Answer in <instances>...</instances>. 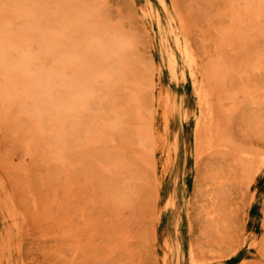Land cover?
I'll return each mask as SVG.
<instances>
[{"label":"rangeland","instance_id":"obj_1","mask_svg":"<svg viewBox=\"0 0 264 264\" xmlns=\"http://www.w3.org/2000/svg\"><path fill=\"white\" fill-rule=\"evenodd\" d=\"M29 1L0 0L3 24L27 25L31 18L16 12ZM54 1L33 2L34 12L48 14L50 27L61 29L59 23L67 21L73 26L68 38L82 36V48L104 30L120 31L130 47L114 74L122 77L120 90H106L100 78L96 94L107 108L84 113L97 114L100 133L79 131L61 150L64 157L46 143L50 129L40 132L13 100L9 114L0 112V177L21 214L6 251L2 236L10 229L0 210V264L4 257L12 264H176L170 252L175 244L179 264H190L191 245L197 264H264V165L257 172L254 158L264 152V17L246 16L244 0H167L199 57L200 75L208 76L218 125H212V142L204 132L195 135L191 82L169 74L148 4L162 12L159 0ZM80 14L88 24L76 32ZM88 54L101 63L100 71L108 69L99 51ZM39 55L45 66L53 65L47 54ZM113 118L119 127L108 125ZM85 134L101 137L89 146ZM170 199L174 204L167 206ZM209 210L215 212L205 214Z\"/></svg>","mask_w":264,"mask_h":264},{"label":"bare ground","instance_id":"obj_2","mask_svg":"<svg viewBox=\"0 0 264 264\" xmlns=\"http://www.w3.org/2000/svg\"><path fill=\"white\" fill-rule=\"evenodd\" d=\"M46 1L47 0H30L29 2L23 5L20 4L21 6L18 8V11L17 12L15 11L16 14L20 16L25 15L31 18V20L28 21L27 25L21 28H17V27L12 28L10 26L8 27L5 24H3L2 20L0 19V22H2L0 23V77L3 76L4 78V79L2 78L3 80H0V104H1V101L3 100L2 102L4 103V106H6L4 109L2 108L3 111L0 110V112H4L6 110V113L8 112L7 114H9L10 113L9 110L11 109L8 110V107L11 106L13 103H11V105L8 103L13 100V102L15 103L14 105H17V109L29 114V116L32 118L34 126L37 129H39L40 132H44L46 128L50 129L51 132L49 135H47L48 140L47 141L45 140V141L47 144L52 145L50 146L51 148L55 147V149L57 150L56 152H58L57 155L60 158V156H62L63 148L66 147L67 143L74 141V139L78 137L79 131L86 132L87 130H90L92 132L96 130L97 133H100L97 131V127L99 126L97 122V118H98L97 114L92 115L93 113H91L90 115H88L87 113L86 115L84 113L85 111L90 113L91 110L89 111L88 109H93V111L94 110L98 111V109H104L106 107L107 100H103L101 101L102 103H100L99 96H97L96 94V90H98L101 87V85L98 89L96 87L97 84H99V83L96 84V82L100 78H102V80L104 81L105 84H103L102 86H104L106 90H109L111 88H113V90H116V91L120 90L119 86L121 84L119 83H120V80H122L121 79L122 77L120 74H119L120 76L119 75L114 76V74L116 75L118 74V70L120 69L119 64L125 61L124 60L125 53H126L125 51H126V48L130 47L129 45L127 46V44H130V43L128 42V40H126V36L122 35L123 33H120V31L114 32V31L108 30L106 32L103 29L104 33L103 35H101V34H98V32L93 33L94 31L93 30L92 31L93 34H91L92 36L90 40L91 43L87 42L88 50L84 47L82 48V45H83L82 36L79 37V36H75V34H72L70 39L68 38L69 36L68 29L71 25L69 26L68 23H65L67 21L63 20L62 22L63 25L59 23V25L61 26V29H59L60 27H58L57 24L56 26L53 25L55 21L52 19L54 23L52 22L53 24L51 25L53 26L50 27L49 25H47L49 24L48 22L50 21L48 14L45 15L42 12L39 14H36L35 13L36 11L34 12L36 6L34 5L33 2L37 4L38 2L39 3L42 2V4L40 5L44 6L45 3L46 5L48 4ZM235 1H239V0H235ZM43 2H45L44 5H43ZM60 2L62 3V1ZM244 3H246L245 5L246 6L245 13L247 14V15L245 14L246 16L249 15V18L251 17L255 20L257 18H258L257 20H259L260 19L259 17L261 18L262 16L264 17V0L262 1L261 0H244ZM148 4H149V8H151L150 9L151 19L156 22L158 26L157 28H159L161 32L160 39L162 41V44L166 48V52L164 53L165 54L167 53L166 63H167L168 69L170 70L169 74L171 73L172 77L174 78H178L183 81H186L188 79L191 82L193 93L197 99V102H196L197 119L195 123L196 129L194 131L195 135L199 133L200 131L204 132L205 135H207L206 136L207 138L208 137L212 138L210 141L213 142L214 131H213L212 125L215 124L214 121L217 119L214 120V116H215L214 108H216V106H214L215 104L212 105L213 101L211 102V91L208 88V85L210 84H207L208 76H207V79L205 78L204 80L203 76H201L203 73H201L200 75L199 73L200 65L198 61L199 57L197 56L196 51L194 50L192 44L189 41L188 34L185 32L186 30L180 26L181 24L179 22L181 20L180 18H178L179 16L176 17V15L173 13L172 8L169 6L167 0H159V4L162 6L163 8L162 12L164 14L160 10H156L154 6L152 5V3H148ZM14 5H15L14 8H16L17 7L16 2ZM63 5L62 7H64L65 10H67L66 4H65L66 7ZM62 7L59 9H62ZM56 8L57 7H55V9ZM43 9H45V7ZM59 11L61 12L62 10H59ZM63 12H66V11H63ZM63 14L64 13H62V15ZM84 14L82 15L80 14L81 16L77 18L78 20L76 19V21H78L75 24V28H78V31H76L75 29L76 32H79L82 29L83 31L86 30L83 27H84V24L87 25L88 23H87V19ZM164 15L166 17L165 21L163 20ZM237 19L238 18H234V22H233L234 26L237 25L235 22L239 21ZM42 23H46V24H42ZM72 27L73 26H71L70 28ZM237 27L239 26L237 25L236 28ZM41 28L43 29V32L46 28H48L49 31L50 29H53L51 30V32H54V31L57 32V30H54V29H59L61 30V32L56 36H55L56 34L55 33L53 36V34L52 35L50 34L51 32L47 33L45 31L44 33H40ZM90 47H93L95 51L91 52V50L89 49ZM75 51L77 52L76 55H78L77 58L72 57V54H75ZM85 51L86 52L88 51V53H91L93 55L95 54L96 51H99L100 55L102 56V57L100 56L101 59L104 58L103 60L107 61L106 66L108 67V69L106 71H100L101 63L100 64L97 63L95 59H93L94 61L93 60L90 61V58H88V55L90 54L85 53ZM39 52H42V54L43 53L47 54L50 57V59L53 61L52 63L53 65H51L50 67L45 66L43 61H41L42 57L41 55H39ZM106 61H103L102 65H104V62ZM81 62L83 63V65H80ZM61 65H64V66L61 67ZM256 67L257 65L255 66L254 64V68ZM120 72L121 71L119 70V73ZM210 88L212 87L210 86ZM109 93L111 94V92ZM248 95H250V93ZM108 96L109 95L107 94V97ZM253 98H255V96H253L252 99ZM3 103L1 107L3 106ZM91 104L94 106L96 104V106L95 107L93 106L94 108H92L91 106L90 108L89 106ZM7 114H4V116H6ZM83 118L84 119L86 118L87 120H84L83 122ZM256 118L257 116H254L253 120L256 121ZM116 119L118 121V118ZM118 122L120 123V121ZM108 125H110V127H113V128L114 126L119 127V124L116 122L114 118L111 119V122H109ZM215 125H217V123ZM151 129L153 130V128ZM96 132H93V133H96ZM103 132L104 131H102V133ZM145 133L146 135L148 134L147 128H146ZM90 135L85 134L83 139L85 143L87 142L89 143V146H92L90 145V142L92 141L95 142V139L99 140L101 136L100 137L98 136L99 139L98 138L94 139ZM79 139H81V137ZM141 141H143V137ZM199 142L201 141H198V144ZM246 150L247 149H245V151ZM245 151H241V153L242 154L244 153L246 155L247 152L245 153ZM62 157H64V153ZM255 157L257 158L255 162V166H256L257 172L258 171L260 172V168L264 165V152L262 151L258 153L256 152L254 158ZM8 188L9 187L6 186V182L0 177V210L2 211V214L4 215V223L6 225V228L10 229L7 231V233L4 236H2L5 241L4 246L6 248V251L7 249L11 250V246H12L13 232L11 231V227L13 229H17L19 232V220H21L20 211L15 205L13 195ZM173 204H174V200H171L168 202L167 206H171ZM213 212L215 211L209 210L205 214L211 215L213 214ZM214 218L215 217H212V219ZM170 252L173 255V257L176 258L177 260L176 264H179L180 259L182 257V253L180 251V245L175 244L173 247H170ZM3 254H4V249H3ZM3 260L5 264H12V260L10 257H4ZM199 260L200 259L197 258L195 250L193 246L191 245L188 249L189 263L197 264L199 263Z\"/></svg>","mask_w":264,"mask_h":264}]
</instances>
